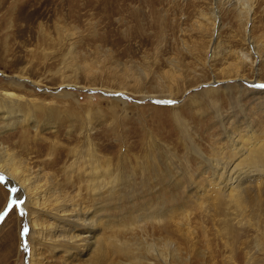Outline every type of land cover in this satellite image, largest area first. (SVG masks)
<instances>
[{
	"label": "rangeland",
	"instance_id": "rangeland-1",
	"mask_svg": "<svg viewBox=\"0 0 264 264\" xmlns=\"http://www.w3.org/2000/svg\"><path fill=\"white\" fill-rule=\"evenodd\" d=\"M236 9L234 0H0V83L12 88L10 78L23 73L46 102L55 96L50 90L75 84L78 100L55 98L63 116L58 133L46 127L37 135L15 114H0L2 150L25 157L34 179L42 181V166L65 193L81 194L99 212L96 234L104 243L97 253L84 241L53 248L29 239L26 212L36 209L14 199L0 178V213L8 208L0 221V264H130L140 255L161 264L162 256L167 263L188 257L189 264H264V196L250 215L253 224L240 225L228 207L205 206L211 186L194 184L206 170L196 150L220 158L227 145L223 123L246 129L248 119L264 138V0L256 1L249 36ZM122 88L126 106L116 101ZM87 132L109 158L106 192L96 196L79 180L71 184L63 167L66 147L82 144ZM149 211L171 218L151 224L143 218Z\"/></svg>",
	"mask_w": 264,
	"mask_h": 264
},
{
	"label": "bare ground",
	"instance_id": "bare-ground-1",
	"mask_svg": "<svg viewBox=\"0 0 264 264\" xmlns=\"http://www.w3.org/2000/svg\"><path fill=\"white\" fill-rule=\"evenodd\" d=\"M256 1L257 0H234V4L235 2L237 4L238 10H236L238 11L240 20L244 22V29L248 33V36L251 32L250 24L252 21V16L255 12L254 8ZM68 34L70 37L74 36V33ZM213 35L214 33L212 31L211 39ZM211 39L209 41V45H207L205 49V53H203L204 55H208V50H212ZM240 52L241 58L251 59L250 53H248L246 50H240ZM255 54L257 57H260L259 53L256 52ZM74 58L76 59V57ZM173 61L175 60H171V62ZM251 61L252 66L254 67L257 63L255 60L251 59ZM75 65L78 64L75 62ZM83 67L87 68V70H91L89 65H85ZM17 71L16 73H18ZM22 75L15 74L10 78L11 81L9 84L12 86V88H8L6 85L4 86L2 83H0V114L5 118L10 116L13 117L15 114V117L19 119L20 123H23L24 126H31L37 135L42 129H45L46 127L52 129L54 133H58L59 127L61 125L60 120L63 116L60 117V103L55 102V98L59 97L65 99V101L69 99L74 100L75 92L72 90L74 89L75 84H61L57 89L50 90L51 95L55 94V96H51L53 99L52 101L46 102L45 100L38 97L39 94L35 91V89L29 87V79ZM237 79L242 80L241 78ZM138 81L136 80V83ZM34 82L35 83L32 82L31 84L34 86L39 85L38 82ZM62 83H65V81ZM125 83H127V81L122 82L123 85ZM254 83L258 84L261 82L255 81ZM91 87L93 89H98L97 85H93ZM230 87L231 86H227L226 88L229 89ZM108 88L112 91L111 87ZM126 90L127 88H122L121 92L118 93V96L116 97V101L122 103L125 106L128 102V99H125L127 97ZM43 91L44 93H48L47 90ZM74 101L77 102L78 100L76 99ZM222 126L224 127V133H226L225 136L228 138V141L227 145L221 150L220 158L209 157L196 150V152L200 155L199 157L203 159L202 163L204 164V167H206V170H202L200 172V178H197L199 180L196 179L194 184H196L195 187H202V185L205 183L206 185L211 186L214 190L212 195L211 193L209 194L211 196L207 195L208 202L205 206L210 209L213 205L226 206L232 211V220H235L240 225L246 223L253 224L251 222L250 215L253 214L257 209L260 197L264 196V138L260 137V131L257 134L258 130L254 128L251 121L248 119L244 124L246 129H243V126L241 127L240 125L236 124L230 127L233 128L232 130L228 127H225L224 123ZM68 127H70V131H72V128L74 127L73 123L70 122ZM9 128V130L15 129L12 126ZM83 137L85 139L83 140L82 144L66 147L67 153L64 155L65 164L63 167L69 174L67 179L71 184H76V181L79 180L81 183H83L81 189L86 190L87 194L91 196L101 195L105 193L107 189V186L103 185L106 184L105 181L108 177L107 165L109 158H106L102 153H100L98 148L99 146H97L88 132L84 134ZM58 146L65 147V145L61 144H58ZM2 149L3 145L0 144V178L4 179L6 187H9V189L11 188L13 190L12 196L14 199L19 196L20 198H23L24 201H26L24 203V207H26L28 204H32L36 209V212L33 216H31L29 212H26L27 217L25 221L28 225L32 224L30 228L31 231L29 239H33L35 237L33 239L34 241L36 240V237H38L40 240L48 241L53 248H58L62 245L72 246L77 242L84 241L87 242L86 245L89 246V250L93 248L95 251H97V253H102V250L104 249L102 246L104 245L102 242L103 237L101 236V238L99 235H97L100 225V221L98 220V216L100 217L99 212L95 210L90 211V207L85 205V199L81 194L71 195L69 192L65 193L63 184L59 183L58 181H49L47 176L48 173H45V169L42 166H39V172L43 178L42 181H39L37 178L34 179L32 176V173L34 172H32L33 166L28 163L25 157L17 156L14 153L11 154L7 151V149L3 152ZM39 155H41V152ZM70 159H72L73 163L67 166V163ZM46 160H48L46 162L47 164L54 163V161H56L55 158H48ZM206 174H210V177H207ZM206 191H208V189L205 190V193ZM199 193L200 190L197 191V194ZM212 199H216V202H214ZM104 207H99V211L105 209ZM234 210L236 212H234ZM39 212L43 214V220L40 219L41 216ZM164 213L159 211H149V213L143 218H147V222H150L151 224L164 223L163 225H165L166 220L171 217L166 216L169 214ZM91 214L92 217H89ZM47 218L48 221L46 220ZM181 225L182 227L186 226V224L183 222ZM85 233L88 235L87 237H83ZM111 233L109 234L111 235ZM192 233L197 234V231L194 229ZM256 244L259 248H261L259 240L256 241ZM118 245L120 250H123L124 253L128 252V246L130 245L129 243L121 240ZM167 245L168 243L166 242L164 246ZM109 247H111V245H109ZM261 251H263V249H261ZM135 257H137V263L130 264H161L158 262L153 263L147 258L142 259L140 258L142 257L141 255L140 257ZM103 258L105 257L103 256ZM175 258H180L179 260L181 263H167V257L162 256L161 259L165 262L162 264H189L191 261V258L188 257ZM87 259L90 260L89 257H87ZM71 263L72 262H70V264Z\"/></svg>",
	"mask_w": 264,
	"mask_h": 264
},
{
	"label": "snow or ice",
	"instance_id": "snow-or-ice-1",
	"mask_svg": "<svg viewBox=\"0 0 264 264\" xmlns=\"http://www.w3.org/2000/svg\"><path fill=\"white\" fill-rule=\"evenodd\" d=\"M259 87H264V85H259ZM10 210V209H9ZM7 213H0V216H2V215H6ZM27 232V229H24V233H26Z\"/></svg>",
	"mask_w": 264,
	"mask_h": 264
},
{
	"label": "water",
	"instance_id": "water-1",
	"mask_svg": "<svg viewBox=\"0 0 264 264\" xmlns=\"http://www.w3.org/2000/svg\"><path fill=\"white\" fill-rule=\"evenodd\" d=\"M8 211V208L5 210V213ZM4 217V215L0 216V221L2 220V218Z\"/></svg>",
	"mask_w": 264,
	"mask_h": 264
}]
</instances>
